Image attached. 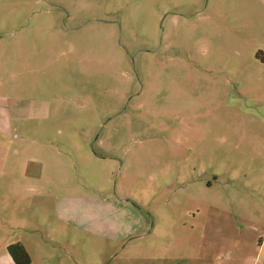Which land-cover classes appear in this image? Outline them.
<instances>
[{
    "label": "rangeland",
    "instance_id": "1",
    "mask_svg": "<svg viewBox=\"0 0 264 264\" xmlns=\"http://www.w3.org/2000/svg\"><path fill=\"white\" fill-rule=\"evenodd\" d=\"M0 39L4 107L37 118L35 151L3 148L37 159L7 195L21 222L37 199L35 264H264V0H0ZM60 195L90 231L51 232Z\"/></svg>",
    "mask_w": 264,
    "mask_h": 264
},
{
    "label": "crops",
    "instance_id": "2",
    "mask_svg": "<svg viewBox=\"0 0 264 264\" xmlns=\"http://www.w3.org/2000/svg\"><path fill=\"white\" fill-rule=\"evenodd\" d=\"M19 41L18 45L19 46ZM8 44L2 39H0V57H4L8 53ZM3 95L0 94V163H2V166H0V264H15L13 261V258L8 252V247L12 244L20 243L22 244L27 252L29 253L31 257V264H35V257L31 251V247L34 248V251L37 252V245H47V243H42L39 238L37 240V199L36 200H30L25 202V198L19 199V201H14L15 206L21 207V206H27L32 205L34 214L29 219H24L23 222L18 221L15 216H13L12 220L10 216L8 215L7 209L11 207L8 199L9 192H14V194L19 195V198L21 197L22 192L26 190L33 189L37 193V159L34 158V154H27V152H23L22 150L18 151V153L14 154V157H18V159H21V163H19V166L10 168L4 164V160H8L10 158L8 152H4V147H9V143H7V136L8 134H16L14 139H18L21 136V140L23 144H29L28 148L30 150L35 151L37 144V118L36 117H25V116H16L12 117L10 116L9 112L6 110V107H4ZM8 113V115H7ZM25 128L33 133V135H26L25 134ZM21 134H19V133ZM30 145H33L34 147H30ZM35 149V150H34ZM30 152V151H29ZM32 153V152H31ZM88 160L90 161H104L106 158L103 156H100L96 153H90L87 155ZM17 159V158H16ZM34 162V166H31ZM39 176V175H38ZM41 174L39 177V181L41 180ZM34 183V185H32ZM2 193V196H1ZM101 204L109 203L107 199L100 200L96 198ZM83 198L70 195H60L56 196L54 198L52 208H53V220L50 223V227H53L52 233H56L57 229L55 230V225L59 224L61 227L60 233L63 235L67 233L69 229L75 231L78 234L86 233L90 231L87 229V225L84 223H87L86 216H83V213L79 210L76 212V218L73 217V207L72 203L77 201L78 205L81 204ZM32 201V202H31ZM126 205H123L125 204ZM127 203H130V201H122V203L116 204L115 211L120 213L122 209H127ZM20 205V206H19ZM60 207V210L62 214L58 213V209ZM104 206H96V208H100L98 210H102ZM95 208V209H96ZM5 213L4 218L1 213ZM77 220L78 223H73L72 220ZM106 219V214H101L97 217L95 215L91 221L95 220L98 223H104ZM121 219L120 223H123V219ZM134 219L133 224H131L129 227H127L124 231H118L121 234L118 235H105L101 234L99 231L94 232L98 236L101 237H107L109 239H112L116 242H119L121 240L126 239L128 236L132 234H136L140 229L143 228V224H145V219L142 220V218L137 219V216H125L124 222H127L128 220ZM12 221V222H10ZM16 222H20L21 224H17ZM81 224H84L82 226ZM42 226V225H41ZM86 226V227H85ZM11 230H19L23 232L32 233L31 235L35 236V239L33 240H27V237H12L10 236ZM39 230V228H38ZM63 259V258H62ZM42 264H66L63 260H59L58 263H50V259L44 258L42 260Z\"/></svg>",
    "mask_w": 264,
    "mask_h": 264
},
{
    "label": "trees",
    "instance_id": "3",
    "mask_svg": "<svg viewBox=\"0 0 264 264\" xmlns=\"http://www.w3.org/2000/svg\"><path fill=\"white\" fill-rule=\"evenodd\" d=\"M8 252L15 264H31V257L22 244L16 243L10 245Z\"/></svg>",
    "mask_w": 264,
    "mask_h": 264
}]
</instances>
